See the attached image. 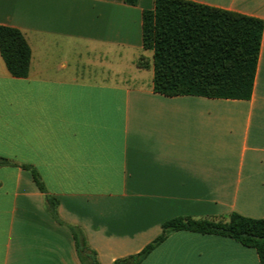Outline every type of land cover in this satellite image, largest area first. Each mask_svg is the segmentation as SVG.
Segmentation results:
<instances>
[{
	"label": "crops",
	"instance_id": "1",
	"mask_svg": "<svg viewBox=\"0 0 264 264\" xmlns=\"http://www.w3.org/2000/svg\"><path fill=\"white\" fill-rule=\"evenodd\" d=\"M188 1L264 21V0ZM154 8L0 0V26L32 51L27 78L0 53V157L12 163L0 166V264H85L74 231L114 264L176 217L264 218V32L250 100L169 97L154 92L143 45V12ZM140 264L261 262L231 238L176 231Z\"/></svg>",
	"mask_w": 264,
	"mask_h": 264
},
{
	"label": "trees",
	"instance_id": "2",
	"mask_svg": "<svg viewBox=\"0 0 264 264\" xmlns=\"http://www.w3.org/2000/svg\"><path fill=\"white\" fill-rule=\"evenodd\" d=\"M139 0H125L136 5ZM264 32L259 18L188 0H155L154 10L143 12V45L153 51V90L165 96L193 95L206 98L250 100ZM0 53L9 72L27 78L32 51L24 34L0 26ZM148 68L146 58L138 61ZM12 163L0 157V166ZM35 183L44 191L38 172L29 165ZM54 210L57 201L48 197ZM176 231L219 235L254 248L264 264V218L237 213L227 219L176 217L162 225V234L139 254L114 264H140L168 235ZM77 249L85 264H100L82 234L74 231Z\"/></svg>",
	"mask_w": 264,
	"mask_h": 264
}]
</instances>
